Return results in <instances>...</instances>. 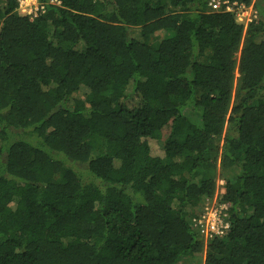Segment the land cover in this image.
<instances>
[{
  "label": "trees",
  "instance_id": "1",
  "mask_svg": "<svg viewBox=\"0 0 264 264\" xmlns=\"http://www.w3.org/2000/svg\"><path fill=\"white\" fill-rule=\"evenodd\" d=\"M37 3L0 0V264H264V0Z\"/></svg>",
  "mask_w": 264,
  "mask_h": 264
},
{
  "label": "built area",
  "instance_id": "2",
  "mask_svg": "<svg viewBox=\"0 0 264 264\" xmlns=\"http://www.w3.org/2000/svg\"><path fill=\"white\" fill-rule=\"evenodd\" d=\"M13 1H15V4L17 5V11L21 12V14H26V15L33 14V16L36 15L39 6L37 0H13ZM252 4L250 5V7L245 9L243 5L240 6L237 5L236 3H229V0H208L207 5L212 11L224 10L231 12L232 9L235 7L239 11L238 16L243 13L245 15L246 10L249 9L250 15L247 20V22H249L253 17V15L255 14L253 11ZM224 209L225 207L219 209H217L216 207L205 208V219L203 223L204 225L203 232L205 237H209L212 234L221 235L222 232L225 229H227V224L224 223L221 219V216L223 215L222 210ZM223 217L225 218V214L223 215ZM208 232H210L211 234H208Z\"/></svg>",
  "mask_w": 264,
  "mask_h": 264
},
{
  "label": "rangeland",
  "instance_id": "3",
  "mask_svg": "<svg viewBox=\"0 0 264 264\" xmlns=\"http://www.w3.org/2000/svg\"><path fill=\"white\" fill-rule=\"evenodd\" d=\"M2 1H3V0H2ZM19 13H21V12H19ZM22 13H23V12H22ZM249 15H250V12H249V9H248V10H246L245 15H244V13H243V14H240V15L237 17V19H238V21H239V20H240V21L242 20V22L244 23V25H246V22H247V20H248V18H249ZM192 118H194L193 115H192ZM217 165H219V158H218V160H217ZM217 185L221 186V185H222V182L218 181V182H217ZM218 192H219V193L222 192V191H221V187L219 188ZM217 204H218V201L216 200V198H213V200L210 202V204H209L208 207H217ZM218 205H219V204H218ZM219 208H222V206H220Z\"/></svg>",
  "mask_w": 264,
  "mask_h": 264
}]
</instances>
